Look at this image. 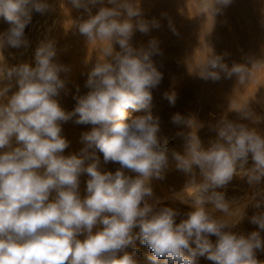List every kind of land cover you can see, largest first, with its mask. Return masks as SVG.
I'll return each mask as SVG.
<instances>
[{
	"label": "clouds",
	"instance_id": "9594fccd",
	"mask_svg": "<svg viewBox=\"0 0 264 264\" xmlns=\"http://www.w3.org/2000/svg\"><path fill=\"white\" fill-rule=\"evenodd\" d=\"M69 3L87 18L68 28L96 53L85 82L89 91L73 97L71 111L59 101L71 68L57 60L55 39L39 41L34 66L9 64L4 55L30 47L25 30L33 13L52 10L48 0H0V18L8 24L0 32V264H197L200 257L212 264H264L257 258L264 253V189L257 187L264 183V134L222 115L210 125L216 135L205 147L201 125L176 113L171 122L189 131L177 133L182 152L170 148L151 111V90L163 78L152 59L162 54L160 42L132 43L136 31L148 34L160 21L144 17L140 0ZM232 3L210 0L209 12L214 17ZM227 55L208 48L195 71L205 81L235 77L243 87L251 69L264 63L249 57L229 66ZM164 98L174 105L177 95ZM249 99L236 107L231 102L228 110L253 125L264 123ZM128 108L145 114L129 116ZM69 121L92 127L81 134L82 147L66 154L71 142L63 125ZM173 168L189 178L170 197L191 209L179 223L181 211L161 206L153 188ZM234 178L254 189L245 201L227 198ZM249 206L260 210L249 218L258 230L233 231ZM137 241L150 250L143 261L136 258Z\"/></svg>",
	"mask_w": 264,
	"mask_h": 264
},
{
	"label": "rangeland",
	"instance_id": "374dc122",
	"mask_svg": "<svg viewBox=\"0 0 264 264\" xmlns=\"http://www.w3.org/2000/svg\"><path fill=\"white\" fill-rule=\"evenodd\" d=\"M48 3L52 10L45 15L33 13L32 22L25 30L26 36L30 40V47L27 50L8 49L4 55L9 64L32 62L34 66L33 54L39 41L46 36L56 40L58 36L54 33L56 28L63 27L62 36L64 35V37L58 36L62 39L57 38L58 40H56L57 42L61 41V43H57L59 48L57 60L69 65L71 63L68 64L67 61L74 56L73 60L78 62V68L76 66L70 67L73 74L71 73V77H68L73 80L67 79L73 84L68 82L67 94L62 92L59 97L62 107L71 111L76 104L73 97L86 94L89 91L85 87V82L87 72L95 62L96 53L92 51L85 38L79 35L74 27L68 28L81 16L87 18L83 10L74 9L69 0H48ZM209 4L210 0H140L144 17L148 20L158 19L161 26L158 29H152L148 34L136 31L132 38V43L136 47L147 45V42L152 38H156L160 42L159 47L162 54L155 55L152 59L163 74V78L160 84L151 90L153 96L151 111L160 117L161 135L169 139L170 148L180 152L183 151V139L177 136V133L187 132L189 129L177 127L171 122V117L176 113L190 117L201 125L198 135L205 147L216 135L210 131V125L214 124L222 115H226L228 119L234 122L245 123L249 127H257L264 134V123L253 125L250 121L241 120L237 112L228 110L231 102L236 107L244 104L251 97L249 106L258 115L264 117V63L251 69V78L243 87L238 85L235 77L231 79L222 78L216 82L205 81L195 71V68L205 58L208 48L215 54L228 53L225 62L229 66L234 62L244 63L245 59L249 57L264 59V0H233L230 6L214 17L209 12ZM96 10L93 9V12L95 13ZM202 12L206 16L201 14ZM170 23L171 27L169 26ZM7 27L8 24L4 21L3 29L5 30ZM4 30L0 29V32ZM115 47L119 50L118 45ZM76 54L79 56V61L76 59L78 57L75 56ZM86 60L88 61L87 64L85 63ZM77 87H79V93L76 91ZM166 92L176 93L177 99L174 105H171L164 98ZM126 111L130 116L145 114L144 110L136 111L132 108H128ZM85 126L90 125H77L69 121L63 125V135L69 139L71 136L69 133L73 132L74 134L76 131L79 134ZM78 150L79 147L70 145L66 154ZM100 155L102 159V154ZM249 163L251 164V160ZM110 165L106 167L112 170V165L109 167ZM188 179L183 173L173 168L167 173L165 180L153 181L156 196L163 199L161 206H170L181 211L177 223L184 218L183 214L191 209L170 197L173 192L181 191ZM85 180L86 177L81 178L82 191L85 187ZM257 187L264 189V183ZM253 191L254 189L247 184L245 179L234 178L227 186L226 195L229 199L235 197L245 201ZM260 210H264V208ZM260 210L249 206L245 218L233 231L247 235L258 230V226L251 224L249 218ZM217 215L220 214L217 213ZM261 236L264 237V232L261 233ZM211 239L215 242L216 238L213 236ZM257 257L264 261V253L258 252ZM138 260L141 261V259ZM204 263L212 264L204 257L198 258L197 264Z\"/></svg>",
	"mask_w": 264,
	"mask_h": 264
},
{
	"label": "bare ground",
	"instance_id": "6f19581e",
	"mask_svg": "<svg viewBox=\"0 0 264 264\" xmlns=\"http://www.w3.org/2000/svg\"><path fill=\"white\" fill-rule=\"evenodd\" d=\"M3 24H4V20L2 19V18H0V29L1 30H4L3 29ZM61 26V25H60ZM63 28V27H62ZM62 28H56V31L54 32L56 35H58V36H62V34H63V32H62ZM64 29V28H63ZM53 35V34H52ZM55 35V36H56ZM58 36H57V38H58ZM53 37V36H52ZM64 37V35L62 36V38ZM54 38V37H53ZM56 38V37H55ZM56 38V40H58ZM62 38H60V39H62ZM58 42H60L61 43V41L59 40ZM57 42V43H58ZM57 46H58V44H57ZM57 49L59 50V48L57 47ZM61 49V48H60ZM73 52V51H72ZM77 53V52H76ZM72 54H74V53H72ZM71 56V55H70ZM70 56H69V58H70ZM75 56H78L77 54L75 55ZM73 58H74V56H72ZM69 58H67V59H69ZM73 58L72 59H69V61H67V63L69 64V63H71V64H69L70 65V67L71 66H78V62H77V60H76V62H75V60H73ZM29 59H31L30 57H29ZM66 59V58H65ZM76 59H78V61L80 60L79 59V56L76 58ZM25 60V59H24ZM26 60H28V59H26ZM31 61V60H30ZM65 61V60H64ZM32 63V62H31ZM34 63V62H33ZM68 65V66H69ZM79 66H80V64H79ZM75 67V68H76ZM73 68V67H72ZM74 68V69H75ZM78 68V67H77ZM75 71V70H74ZM73 71H72V69H71V71L67 74V79H71V80H73L72 78H69L68 76H70L71 77V75L73 74L72 73ZM72 73V74H71ZM63 74V73H62ZM65 75V74H64ZM64 75H62V77H64ZM70 84H73V83H71L72 81H68ZM73 82H75V81H73ZM67 85H69V84H67ZM60 99V98H59ZM62 106V105H61ZM126 113H127V111H126ZM128 114V113H127ZM129 115V114H128ZM130 116V115H129ZM64 125H66V124H64ZM69 127V126H68ZM80 127V126H79ZM91 125L90 126H85L80 132H85V131H90L91 130ZM81 128V127H80ZM79 128V129H80ZM66 129H67V127H66ZM78 130V129H77ZM71 131H74V130H71ZM80 132H79V134H77L76 133V131L74 132V134H73V132L72 133H69V135H71L70 137H69V135H68V137H69V141L71 142V145H73L74 147H79V149L81 148V144H80V136H81V134H80ZM68 133V132H67ZM67 138V137H66ZM169 147H170V142H169ZM77 149V148H76ZM109 167H111V165L109 166ZM112 170H114V166L112 165ZM109 169V168H108ZM82 188V187H81ZM137 247L140 249V252L139 253H137V258L138 259H141V261H143L144 259H145V257H146V255H148V254H150V250L147 248V246H145V245H142V244H140L139 243V241H137ZM143 259V260H142ZM205 264V263H204Z\"/></svg>",
	"mask_w": 264,
	"mask_h": 264
},
{
	"label": "built area",
	"instance_id": "2783aa9c",
	"mask_svg": "<svg viewBox=\"0 0 264 264\" xmlns=\"http://www.w3.org/2000/svg\"><path fill=\"white\" fill-rule=\"evenodd\" d=\"M258 258V257H257Z\"/></svg>",
	"mask_w": 264,
	"mask_h": 264
}]
</instances>
